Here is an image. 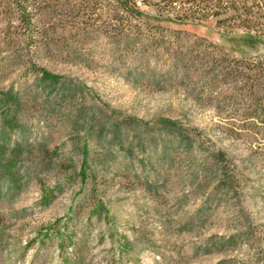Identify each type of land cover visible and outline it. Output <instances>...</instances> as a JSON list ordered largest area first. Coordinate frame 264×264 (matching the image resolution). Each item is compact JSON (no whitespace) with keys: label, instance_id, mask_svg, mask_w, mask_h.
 I'll return each mask as SVG.
<instances>
[{"label":"rangeland","instance_id":"obj_1","mask_svg":"<svg viewBox=\"0 0 264 264\" xmlns=\"http://www.w3.org/2000/svg\"><path fill=\"white\" fill-rule=\"evenodd\" d=\"M120 2L0 0V264H264V41Z\"/></svg>","mask_w":264,"mask_h":264},{"label":"trees","instance_id":"obj_2","mask_svg":"<svg viewBox=\"0 0 264 264\" xmlns=\"http://www.w3.org/2000/svg\"><path fill=\"white\" fill-rule=\"evenodd\" d=\"M143 5H153L158 17L177 24L199 23L213 19L225 31L243 30L264 41V0H140ZM119 7L132 17L139 14L135 0H122ZM22 14H27L20 7ZM27 16V15H26ZM29 23V18L23 19ZM155 26V25H154ZM159 26V25H156ZM230 63V62H229ZM232 68L249 89L254 119L264 114V54L255 60L233 59ZM230 70L231 68H229ZM255 103V104H254ZM255 105L252 107V105Z\"/></svg>","mask_w":264,"mask_h":264}]
</instances>
